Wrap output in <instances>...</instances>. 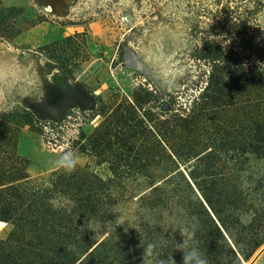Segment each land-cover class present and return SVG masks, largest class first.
Returning a JSON list of instances; mask_svg holds the SVG:
<instances>
[{"label":"rangeland","instance_id":"obj_1","mask_svg":"<svg viewBox=\"0 0 264 264\" xmlns=\"http://www.w3.org/2000/svg\"><path fill=\"white\" fill-rule=\"evenodd\" d=\"M249 65L264 66V0H0V170L16 175L19 158L32 178H47L67 152L79 161L70 175L97 178L115 193L116 226L130 220L140 234L143 222L161 217L175 229V211L158 216L137 200L163 182L167 155L180 160L181 145L202 150L180 165L186 174L210 154L216 177L241 175L245 192L263 191L264 160L251 146L262 107H245L247 92L228 85L242 82ZM66 76L97 105L52 124L33 107ZM212 81L221 94L206 95ZM260 193L250 192L251 212L264 208ZM11 230L0 222V240ZM176 231L168 230L172 238ZM227 239L241 264L264 247L251 252ZM141 245L130 244L135 260Z\"/></svg>","mask_w":264,"mask_h":264},{"label":"trees","instance_id":"obj_2","mask_svg":"<svg viewBox=\"0 0 264 264\" xmlns=\"http://www.w3.org/2000/svg\"><path fill=\"white\" fill-rule=\"evenodd\" d=\"M243 73L242 82L228 85L236 94L247 92L245 107H262V120L253 122L258 132L257 143H251L258 160L262 161L264 66L249 65L243 68ZM209 92L221 94L215 81L208 83L206 95ZM206 97L215 99L211 94ZM192 117L191 120L197 119V114ZM201 153L195 145L185 144L175 156L180 160L174 161L167 155L169 161L164 168L167 176L158 186L152 181L148 187L152 189L137 200L158 216L175 211L176 218L171 220L178 226H175V238L168 232L174 225L162 226L161 217L154 219L153 224L143 222L141 227L146 231L140 234L116 226L114 208L118 199L114 192L101 190L106 185L103 181L83 173L70 175L63 169L50 173L47 178L35 179L27 173L26 161L18 158L21 168L16 175L5 167L0 170V222L12 226L8 237L0 240V264H142V248L159 242L163 243L161 249L157 247L160 257L174 255L177 264H181L182 254L175 248V243L182 240L181 229L187 235L194 234L209 264H241L227 235L247 251L253 252L262 245L264 208L251 212L254 198L250 192H264V184L263 191L251 188L245 192L241 175L231 180L216 177L210 154L187 166V174L180 170L182 163L191 162ZM170 172L175 174L170 176ZM10 175L13 177L9 178ZM260 194L264 199V193ZM102 226L104 230H100ZM134 239L142 243L137 260L131 255L130 244Z\"/></svg>","mask_w":264,"mask_h":264},{"label":"flooded vegetation","instance_id":"obj_3","mask_svg":"<svg viewBox=\"0 0 264 264\" xmlns=\"http://www.w3.org/2000/svg\"><path fill=\"white\" fill-rule=\"evenodd\" d=\"M55 74H53V77ZM55 80L57 78H54ZM85 88L74 78L66 76L58 81H53L48 87L43 103L34 106V113L40 112L52 124H59L69 118V113L74 108L84 111H94L97 102H93Z\"/></svg>","mask_w":264,"mask_h":264},{"label":"clouds","instance_id":"obj_4","mask_svg":"<svg viewBox=\"0 0 264 264\" xmlns=\"http://www.w3.org/2000/svg\"><path fill=\"white\" fill-rule=\"evenodd\" d=\"M60 168L67 173H72L75 171L77 164L79 163L77 158L72 157L69 153L65 152L61 157ZM119 219V218H118ZM127 222L125 231L127 232L129 228L139 230L134 226L133 222L130 220L122 221L119 225H124ZM175 231V229H173ZM180 235L182 240L175 243V248L177 252L182 254L181 264H209V260L204 252H202L198 246V242L193 235H187L184 230H180ZM141 243V241H140ZM157 244L148 243L143 247L142 252V264H177V261L173 256H169L166 259L160 257V253L157 250Z\"/></svg>","mask_w":264,"mask_h":264},{"label":"water","instance_id":"obj_5","mask_svg":"<svg viewBox=\"0 0 264 264\" xmlns=\"http://www.w3.org/2000/svg\"><path fill=\"white\" fill-rule=\"evenodd\" d=\"M264 253V247L258 252V254L255 256V258L252 260L250 264H255V262L262 256Z\"/></svg>","mask_w":264,"mask_h":264}]
</instances>
